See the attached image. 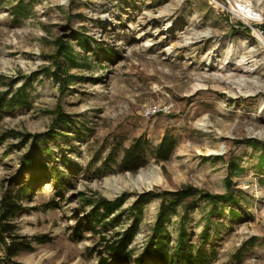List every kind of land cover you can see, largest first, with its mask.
I'll return each mask as SVG.
<instances>
[{
	"label": "rangeland",
	"instance_id": "374dc122",
	"mask_svg": "<svg viewBox=\"0 0 264 264\" xmlns=\"http://www.w3.org/2000/svg\"><path fill=\"white\" fill-rule=\"evenodd\" d=\"M18 1L0 0V94L24 87L29 106L1 113L0 197L15 186L34 140L51 153L38 152L47 176L16 219L33 250L16 260L97 264L98 237L78 221L90 209L84 199L128 193L127 208L148 189L224 194L230 179L241 219L229 216L224 201L215 207L194 196L166 221L169 244L183 224L195 244L208 232L217 253L212 264H264V47L256 37L264 38V0H23L26 15L15 21ZM247 4L253 19L240 10ZM78 33L94 40L92 50L79 48ZM59 40L76 61L63 65L73 76L64 89V75L54 74ZM57 106L72 125H53ZM146 108L156 112L146 116ZM14 131L33 137L17 146ZM167 134L178 143L158 161L154 150ZM140 136L148 141L145 164L119 170L124 148ZM152 169L160 180L148 188L119 190L113 181ZM160 202L154 196L143 206L137 251L152 234ZM130 222L126 214L116 228Z\"/></svg>",
	"mask_w": 264,
	"mask_h": 264
},
{
	"label": "trees",
	"instance_id": "16d2710c",
	"mask_svg": "<svg viewBox=\"0 0 264 264\" xmlns=\"http://www.w3.org/2000/svg\"><path fill=\"white\" fill-rule=\"evenodd\" d=\"M33 1V0H30ZM27 5L19 0L13 7L15 21L26 15ZM76 42L82 50H92L94 40L86 35L77 34ZM57 55L59 58L57 71L64 75L59 79L60 88L64 89L73 76L63 73V65L68 61L76 62L71 55V47L59 40ZM78 66L77 63H75ZM29 106V99L24 87L15 91L7 90L0 94V119L3 110H14L15 108ZM54 123L72 125V115L65 113L60 106L53 111ZM52 134H57L51 130ZM13 135L21 137L17 146H22L33 137L32 134L12 132ZM177 138L172 135H165L154 150L155 158L167 160L177 146ZM148 141L144 136L135 138L131 144L124 148L123 156L119 163V170L134 172L146 162ZM264 149V148H263ZM39 151H48L49 147H41L38 140H34L30 150L22 157L18 175L14 181V187L5 191L0 197V264H22L16 257L22 252L33 250L32 240L18 232L16 219L27 207L24 201L28 199L33 191V185L46 178L48 162L39 159ZM259 162H264V151ZM64 165H69L67 158L62 160ZM227 191L224 194H212L194 186H185L176 191H146L139 194L138 199L131 206L124 208L128 193H123L114 199L96 197L84 199L83 203L90 206L83 216L78 220L80 225L87 227L94 236L98 237L97 242V264H212L216 258V250L210 243V236L206 230L200 232L198 244L192 243L190 232L181 224L175 245L169 244V233L165 223L170 214L176 211L178 205L186 200L200 195L214 203L226 202L229 204V216L234 220L241 219L235 206H239L237 197L232 192V182L227 179ZM154 196L161 199L159 211L152 234L148 237L143 247L136 250L134 244L135 235L139 230L142 221L143 206L150 202ZM222 210V209H221ZM127 216L131 222L123 228H116L121 224L122 217ZM39 240V239H37ZM256 240V238H254ZM244 248V247H243Z\"/></svg>",
	"mask_w": 264,
	"mask_h": 264
},
{
	"label": "bare ground",
	"instance_id": "6f19581e",
	"mask_svg": "<svg viewBox=\"0 0 264 264\" xmlns=\"http://www.w3.org/2000/svg\"><path fill=\"white\" fill-rule=\"evenodd\" d=\"M242 13L245 15V17H249L251 19L255 18V15H253V9L250 5H243L242 7ZM257 41L260 45L264 47V38L260 36L258 33H256ZM202 125L203 124H199ZM264 134V131H263ZM159 176L157 174V171L154 169L152 170H140L136 175H130L128 174L126 177L124 176H118L113 179L114 183L117 184V187L119 190L122 189H132V188H138L142 189L143 187H151L153 184L159 182ZM107 182V180H106Z\"/></svg>",
	"mask_w": 264,
	"mask_h": 264
},
{
	"label": "built area",
	"instance_id": "2783aa9c",
	"mask_svg": "<svg viewBox=\"0 0 264 264\" xmlns=\"http://www.w3.org/2000/svg\"><path fill=\"white\" fill-rule=\"evenodd\" d=\"M240 10L242 12V9H240ZM252 14L255 15V13H252ZM155 112H156V109L146 108L144 113L146 116H150Z\"/></svg>",
	"mask_w": 264,
	"mask_h": 264
},
{
	"label": "water",
	"instance_id": "95a60500",
	"mask_svg": "<svg viewBox=\"0 0 264 264\" xmlns=\"http://www.w3.org/2000/svg\"><path fill=\"white\" fill-rule=\"evenodd\" d=\"M148 191H150V190L148 189Z\"/></svg>",
	"mask_w": 264,
	"mask_h": 264
}]
</instances>
